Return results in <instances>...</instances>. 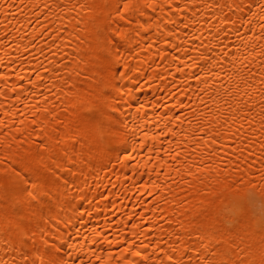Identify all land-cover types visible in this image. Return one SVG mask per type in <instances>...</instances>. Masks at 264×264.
Here are the masks:
<instances>
[{"label": "bare ground", "instance_id": "obj_1", "mask_svg": "<svg viewBox=\"0 0 264 264\" xmlns=\"http://www.w3.org/2000/svg\"><path fill=\"white\" fill-rule=\"evenodd\" d=\"M33 261L264 264V0H0V264Z\"/></svg>", "mask_w": 264, "mask_h": 264}, {"label": "snow or ice", "instance_id": "obj_2", "mask_svg": "<svg viewBox=\"0 0 264 264\" xmlns=\"http://www.w3.org/2000/svg\"><path fill=\"white\" fill-rule=\"evenodd\" d=\"M26 184H29V183H31V181L30 180H27V179H25V181H24ZM33 199H35V196L33 195ZM33 264H37V262L36 261H33Z\"/></svg>", "mask_w": 264, "mask_h": 264}]
</instances>
